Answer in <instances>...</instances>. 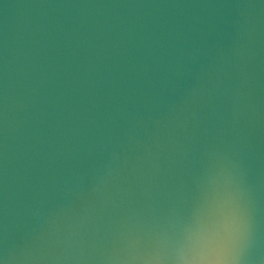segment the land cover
<instances>
[{
	"label": "water",
	"instance_id": "1",
	"mask_svg": "<svg viewBox=\"0 0 264 264\" xmlns=\"http://www.w3.org/2000/svg\"><path fill=\"white\" fill-rule=\"evenodd\" d=\"M0 264H264V0H0Z\"/></svg>",
	"mask_w": 264,
	"mask_h": 264
}]
</instances>
